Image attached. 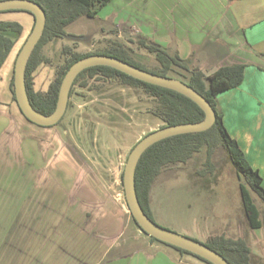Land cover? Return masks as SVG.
<instances>
[{
  "label": "rangeland",
  "instance_id": "1",
  "mask_svg": "<svg viewBox=\"0 0 264 264\" xmlns=\"http://www.w3.org/2000/svg\"><path fill=\"white\" fill-rule=\"evenodd\" d=\"M126 1L112 0L94 18L80 17L65 27L63 36L48 41L40 51L43 61L33 73L34 89L48 88L56 71L69 57L67 51L106 50L114 42L129 48L135 60L143 65L155 66L154 54L141 48L137 39L122 34L123 31L135 34L134 27H137L139 36L147 40L156 37L157 32L148 27L152 14L147 9L150 11L151 7L139 13L135 12L134 0H129V4ZM151 1L166 0H139L138 3L144 5ZM167 2H175L179 10H185L178 16L187 15V23L194 28L196 16L193 14H199L192 5L185 3L184 7L181 0ZM168 7L167 12L175 9ZM155 9L161 10L159 6ZM168 15L169 20L164 23L170 21L172 16ZM31 17L25 11L0 13V19L16 20L23 26L8 57L12 74L16 55L31 31ZM136 17H141L145 26ZM156 19L163 23V18ZM170 38L171 32L166 36ZM222 51L223 47L216 42L206 43L197 45L194 56L199 58V65H206L217 61ZM5 67L6 63L0 71V216L6 219L8 229L13 230L16 249L21 245L19 240L25 225L31 229L39 227L38 231L52 238L53 229L56 228V234L59 232L60 221L61 242L56 240L55 251L44 255L47 264H112L110 260L118 255L143 248L152 253L162 249L176 264H180L176 259L178 253L189 256L183 259L190 264H208L151 239L129 216L122 185L126 158L138 140L164 125L152 113L156 108L152 95L118 78L85 77V84L81 78L73 87L61 121L51 127H41L23 116L16 101L12 99L11 105L7 100L11 90L10 82L3 76ZM181 72L174 78L187 82L188 73ZM205 156L203 148L191 160L158 175L153 201L156 222L200 241L213 232H224L246 241L252 236L263 237L264 226H248L239 193L240 180L229 159L217 149L210 158L213 172L202 175L198 170H204ZM251 195L262 212L264 204L254 192ZM120 231L123 233L119 235ZM254 241H248L252 264H264L262 244L255 238ZM165 258L157 256L152 264L170 263ZM132 259H124L122 264H134ZM144 262L145 259L141 264Z\"/></svg>",
  "mask_w": 264,
  "mask_h": 264
},
{
  "label": "trees",
  "instance_id": "2",
  "mask_svg": "<svg viewBox=\"0 0 264 264\" xmlns=\"http://www.w3.org/2000/svg\"><path fill=\"white\" fill-rule=\"evenodd\" d=\"M33 1L37 2L43 8L46 15V22L42 34L25 67L26 92L30 103L36 110L44 114H49L54 110L59 86L66 70L74 61L89 54L114 56L137 67L164 76L174 77L176 75H181V71L187 72L188 81L185 83L201 93L209 101L211 106L215 109L216 119L212 126L204 131L188 132L166 137L155 142L142 153L135 170V189L139 203L144 212L156 222L153 201L154 186L158 175L172 166H179L180 164L186 163L192 159L195 153H198L203 148L206 154L204 163L205 168L204 170H198V173L203 175L206 172H213V165L210 158L216 150L219 149L229 159L240 180L239 193L248 226L251 228L264 226V215L260 212L251 195V192H254L264 204L262 177L258 170L250 165L237 140L228 133L222 120V114L217 109L216 101V96L219 93L241 84L244 77L245 64L232 63L221 65L210 74H205L198 67H193L191 65L190 58H181L176 53L171 54L165 47L139 36L137 38V43L140 47L147 49L149 53L155 55L157 63L155 66H145L135 60L133 52L118 42H114L115 44L106 50H97L95 52L79 53L67 51L66 54L69 57L64 65L56 71V75L48 85V88L45 91H37L33 87V73L43 61L40 54L41 48L51 39L63 36L65 34V27L78 18H94L97 13L112 0ZM8 11H25L33 17V15L26 10ZM22 31L23 26L18 21L0 19V68L5 63L7 56L15 45L16 38ZM94 76L118 78L122 83L128 86L144 88V90L156 100V108L152 113L164 122L163 126L197 122L204 117V112L188 97L174 90L135 79L109 66L97 65L82 70L75 78L73 86L81 78H84L81 82L85 84V77ZM73 86L71 87L69 95H71ZM9 87L12 99L15 101L13 74L10 79ZM129 216L139 228L132 216L130 214ZM151 239L157 240L154 237H151ZM202 242L220 253L230 264L253 263L252 249L244 238L231 237L224 232H213ZM170 246L180 252L189 253L211 264L207 260L184 249L173 245Z\"/></svg>",
  "mask_w": 264,
  "mask_h": 264
},
{
  "label": "crops",
  "instance_id": "3",
  "mask_svg": "<svg viewBox=\"0 0 264 264\" xmlns=\"http://www.w3.org/2000/svg\"><path fill=\"white\" fill-rule=\"evenodd\" d=\"M138 1L134 0L133 2L135 12L144 13L145 7H151L150 11L149 8L147 9V12L152 14L150 15L151 20L148 27L157 34L156 37L151 38L152 40L148 39L165 47L169 53H176L181 58H190L191 63L195 62L192 65L201 69L205 74H210L221 65L232 63L246 65L241 84L216 96L217 109L222 114V120L228 133L237 140L250 165L258 170L262 177L264 189V0H181L184 2V7H186L185 3L187 6L192 5L193 9L199 14H193L196 16L194 21L197 23L193 21L194 28L192 29L187 23L189 21L186 18L187 15L186 17L178 16L184 14L185 10H179V5H174L175 2L174 4H172L173 2L168 4L167 0L157 3L151 1L150 3L145 2L143 5ZM126 2L129 4L131 1L127 0ZM155 6H159L161 10L156 12ZM168 6H173L172 8L175 9L167 12ZM176 10L179 12H176ZM155 12L156 14L153 15ZM168 14L172 17L170 21L164 23V21L169 20ZM155 17L158 19L163 18V23L160 24ZM32 19V17L29 18V21L32 22ZM138 19L141 20L140 24L144 22L141 17ZM145 24L143 23L142 26H145ZM134 28L137 33V27ZM170 32L171 38L166 39V36H170ZM213 42H216L219 47H223L219 58L217 61H210L206 65H199V58L194 56L197 45ZM8 57L9 55L5 60L6 67L3 76L9 83L12 76V67L11 62H9L11 58L9 60ZM6 98L13 105L10 93L6 95ZM262 213L264 215V209ZM5 222L6 219L0 216V264H47V257L45 258V256L55 251L56 240L61 242L60 221L59 232L57 231L58 234H56V228L53 229L52 238L49 234L38 231L39 227L31 229L30 226L25 225L19 240L21 245L16 249L13 230L8 229V224ZM123 231L118 234H122ZM254 238L258 244H262L260 246L261 256L264 258V233L263 237H248L247 242H253ZM259 238L262 241H258ZM59 244L58 248H60ZM44 248H46V251ZM155 248L160 249L157 246ZM41 251L44 252L41 253ZM148 251L143 248L126 254L120 253L121 255L111 259L110 262L112 261V264H122V260L133 258L131 262L134 264H141L144 259L145 264H152L157 256H162L170 262L168 264H176L173 263L167 253L162 252V249L156 252L153 251V253ZM16 253H19L17 258H15ZM186 257L178 253L176 259H179L180 264H190L188 260L183 259Z\"/></svg>",
  "mask_w": 264,
  "mask_h": 264
},
{
  "label": "water",
  "instance_id": "4",
  "mask_svg": "<svg viewBox=\"0 0 264 264\" xmlns=\"http://www.w3.org/2000/svg\"><path fill=\"white\" fill-rule=\"evenodd\" d=\"M8 10H26L33 15V25L24 43L20 47L13 66V90L20 112L30 122L39 126H53L64 115L70 89L77 75L84 69L102 65L112 67L135 79L174 90L196 103L204 112L203 119L197 122L165 125L143 136L130 150L122 172V185L128 211L140 230L157 240L184 249L211 264H230L220 253L204 242L189 235L166 228L153 221L142 209L135 189V170L142 153L155 142L173 135L204 131L212 126L216 119L215 109L198 91L180 79L152 73L117 57L105 54H89L74 61L66 70L58 90L56 105L49 114L36 110L29 101L25 86V67L45 26L46 15L43 8L33 0H0V12ZM126 38L139 36L124 31Z\"/></svg>",
  "mask_w": 264,
  "mask_h": 264
},
{
  "label": "flooded vegetation",
  "instance_id": "5",
  "mask_svg": "<svg viewBox=\"0 0 264 264\" xmlns=\"http://www.w3.org/2000/svg\"><path fill=\"white\" fill-rule=\"evenodd\" d=\"M75 85V84H74ZM73 86V85H72ZM74 87V86H73ZM71 90V89H70ZM72 93L73 92H71V95H72ZM70 94V93H69ZM71 95H69V98L71 97ZM68 102H69V99H68ZM67 107H68V105H67ZM67 109V108H66ZM66 112V111H65ZM65 114V113H64ZM63 117V116H62ZM62 119V118H61ZM61 119L58 121V123L61 121ZM58 123H56V124H58ZM55 124V125H56ZM39 126V125H38ZM54 126V125H53ZM41 127H51V126H41Z\"/></svg>",
  "mask_w": 264,
  "mask_h": 264
}]
</instances>
